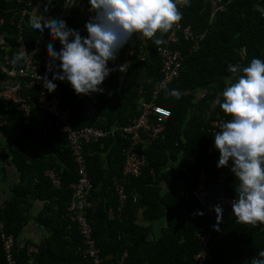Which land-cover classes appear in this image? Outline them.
Returning a JSON list of instances; mask_svg holds the SVG:
<instances>
[{
    "label": "trees",
    "instance_id": "trees-1",
    "mask_svg": "<svg viewBox=\"0 0 264 264\" xmlns=\"http://www.w3.org/2000/svg\"><path fill=\"white\" fill-rule=\"evenodd\" d=\"M34 0L38 15L58 18L64 0L41 3ZM179 0H177V7ZM78 3L84 4L82 10ZM45 5L48 10L45 12ZM89 0H74L71 16L65 20L69 28L78 30L83 37L88 35L85 24L89 18ZM20 8L0 0V19L6 25L0 30L5 46L12 52L19 50L18 28L13 25L18 20ZM92 13V12H91ZM181 21L191 25L194 32L205 34L200 42V50L188 53L186 48L181 75L161 92L156 100L158 105L171 111L163 134L144 152L146 167L141 177L125 181L127 202L122 212H118L119 200L115 194L113 179L121 177L124 167L123 149L127 141L116 133L139 114L138 82L144 77L146 89L150 92L163 79L161 58L157 48L160 45L146 38L143 53L146 60L139 59L138 47L127 51V44L120 50L116 61H109V68H118L123 63L128 69L121 73L113 71L107 77V90L103 94L99 109V128L115 134L85 146L91 149L87 157V170L91 177V197L98 203L88 210L86 217L91 225L92 238L100 250V264H197L194 257L199 252V233H210L209 258L206 264H251L253 257L259 258L264 251V224L256 226L235 222L232 208L223 210L220 231L213 230L216 224L214 206L220 204L218 194L223 192L235 198L238 183L229 170L228 181L215 189L218 180L217 163L220 153L214 147V136L221 129L217 127L219 118L226 121L232 117L223 112L215 101L223 102V91L238 81L242 69L254 58L264 61V0H234L227 10L210 19L209 0H189L180 9ZM94 15V13H92ZM27 20L24 29L26 43L35 46L40 30H33ZM48 34L47 29L45 31ZM167 33H157L163 38ZM0 43V55L4 52ZM239 65L237 73L228 71V65ZM2 77H5L0 73ZM6 78V77H5ZM55 84L59 80L53 81ZM173 89L182 93L176 99L166 92ZM28 102L37 98L35 89L23 91ZM62 103L69 107L74 128L88 125L83 106L87 95H77L68 83L61 93ZM7 117L20 118L17 105L9 104ZM6 104L0 99V119L5 116ZM48 116L31 110L27 123L20 124L32 131V139L50 151L46 158L41 153L24 154L20 151L18 171L19 184L13 190L14 196L0 206V218L8 234L16 239V259L19 264H27L26 246L19 248L23 229L30 221L43 227L48 236L38 245L33 264H94L84 259L76 224L66 217V207L71 197L70 185L77 181L74 162L66 140L57 135L53 127H46ZM11 125L7 130L17 128ZM4 156V155H3ZM231 162V160H230ZM232 166V162H231ZM54 168L60 176V186L52 188L43 173ZM205 169L209 178V194L205 203L197 201V176ZM44 201L34 218L30 216L33 202ZM197 211L203 216L194 215ZM164 222L159 231L154 223ZM0 264H5V254L0 240Z\"/></svg>",
    "mask_w": 264,
    "mask_h": 264
},
{
    "label": "built area",
    "instance_id": "built-area-1",
    "mask_svg": "<svg viewBox=\"0 0 264 264\" xmlns=\"http://www.w3.org/2000/svg\"><path fill=\"white\" fill-rule=\"evenodd\" d=\"M234 0H209L210 19L216 21L217 16L227 10L228 5ZM9 5H16L20 8L18 20L13 21V25L18 28L19 50L12 52L11 47L5 46V39L1 42L4 52L0 55V73L7 79L6 84L0 90V99L5 104V116L0 119V138L3 132L13 124H23L28 122L31 110L36 108L41 113L48 116L46 127L42 128L43 134H46L47 127H53L56 134L62 136L67 143L70 155L73 159L77 181L70 185L71 197L66 207L65 217L72 223L76 224L79 236L82 239V248L79 251L83 254L84 259H91L94 264H100L99 253L95 241L92 238L91 225L87 220L86 214L88 210H93L97 205V201L91 197L92 182L87 170V157L90 156L91 149L85 150V146L89 143L98 142L110 134H115L114 130L106 132L99 128L97 122L100 119L99 109L102 106L103 94L107 90V78L100 86L104 92L93 93L87 95L83 106L84 116L88 121V125L81 128H74L71 123V113L69 107L62 103L61 93L67 87L68 83L59 81L54 92L49 93L43 86L41 79L45 75L49 80L52 79V72H47V65L50 58L47 53V45L52 43L54 49L59 52L61 44L59 40H52L46 32L41 35L39 33L34 47H30L24 37V29L27 20L33 15L34 0H5ZM41 3H44L43 0ZM178 8L179 12L183 4ZM74 0H64L61 5V12L58 19L66 20L71 16ZM6 25L4 18L0 19V30ZM205 34L197 35L191 25L185 26L180 20L173 25L172 29L163 38L162 43L157 48L162 63L163 79L150 92L146 89L147 80L142 77L138 82V110L139 114L134 117L129 124L117 128L116 133L119 137L127 141V146L123 149L124 168L121 177L113 179L115 193L119 200L118 211L122 212L127 202L125 181L129 178L137 179L141 177L146 167V157L144 153L150 149L154 141H156L165 131L167 121L171 118V111L164 106L158 105L156 100L159 98L170 83L175 82L181 75L182 65L185 54L183 50L186 48L188 53L200 50V42L204 39ZM139 48V59L146 60V54L143 53V47ZM21 49L24 50V58L21 61L14 62V56ZM60 61L56 64L59 65ZM108 67V66H107ZM55 71V69L53 70ZM54 83V82H53ZM35 89L37 98L33 104L28 102V97L23 95V91H31ZM17 105V111L20 112V118L7 117L10 110L9 104ZM227 122L219 118V123ZM3 158V148L0 145V161ZM231 162L228 166L218 168V180L215 189H220L229 179V170ZM44 176L49 178L53 186H60V178L54 169L46 170ZM208 174L205 169L201 170L197 176V189L195 192L197 201L200 204L206 202L209 194ZM219 202L223 210L232 208L231 201L225 193L219 192ZM198 243L199 252L194 259L197 264H206L209 258V239L210 233H199ZM0 240L5 254V264H19L16 259V239L14 235L8 234L5 224L0 218ZM37 248L34 246H26L27 264H33V257L37 254Z\"/></svg>",
    "mask_w": 264,
    "mask_h": 264
},
{
    "label": "clouds",
    "instance_id": "clouds-1",
    "mask_svg": "<svg viewBox=\"0 0 264 264\" xmlns=\"http://www.w3.org/2000/svg\"><path fill=\"white\" fill-rule=\"evenodd\" d=\"M180 2L187 5L189 0H179L178 7L177 0H89V11L94 15L84 26L86 37L69 28L63 19L38 15L36 8L29 20L31 28L40 30L41 35L47 29L51 39L59 40L62 46L57 52L52 43L47 45V72L53 75L51 80L47 75L41 78L44 88L52 93L57 88L53 81L66 80L77 95L102 94L100 86L110 73H124L129 66L125 62L118 68H109L108 62L117 60L120 50L136 33L156 45L164 43L157 33H168L182 19ZM24 55L21 49L14 62L21 61ZM238 68L239 65H228V71L234 74ZM242 71L238 81L223 91V102L219 98L215 101L232 119L217 125L221 130L214 136V147L220 153L217 168L228 166L231 160L230 171L238 181L231 201L235 222L256 226L264 224V61L254 58ZM166 95L180 99L182 93L173 89ZM213 210L216 224L212 227L220 231L223 208L217 204ZM194 215L203 216L204 212ZM258 255L251 264H264V251Z\"/></svg>",
    "mask_w": 264,
    "mask_h": 264
},
{
    "label": "crops",
    "instance_id": "crops-1",
    "mask_svg": "<svg viewBox=\"0 0 264 264\" xmlns=\"http://www.w3.org/2000/svg\"><path fill=\"white\" fill-rule=\"evenodd\" d=\"M43 2L49 3V0H43ZM83 8H84V4L78 3V9L82 10ZM85 16L89 18L90 16H92V13L90 11H85ZM3 37H4L3 35H0V43L3 41ZM139 37H140L139 33L134 34L130 43L127 44L128 46L127 51L131 52V50H134V48L138 46L145 47L144 45L146 43V38L141 39ZM6 82H7V79L0 75V90L2 89V87H4ZM25 128L26 127H23L20 125L15 129L4 131L0 138V145L4 151V156L2 160L0 161V181H1L0 206H3L5 202H7L9 199H11L14 196L13 190L16 187V185L19 184L20 173L18 171L17 165H18V160L20 158V151L23 150V148H24L25 155L31 154V153L32 154L41 153L46 158L50 157V151L48 148L42 147L38 145L37 143L33 145V143L35 142L34 140H31L33 138L32 137L33 133L32 131H29ZM37 155L38 154H35L34 157H36ZM50 169H54V168H49L47 170H50ZM74 169H75V166H74ZM43 176H44V173H43ZM58 176H59V173H58ZM44 178H46L49 181L52 188L59 187V186H53L49 178L45 176ZM45 204L46 202L44 201L33 202V206L31 207V210H30L31 218H34L37 215V213L40 211L42 206H44ZM39 227L41 226L36 224L34 221H30L26 225L20 237L19 248H22L23 246H26L29 244L38 246L42 242L40 241V238L42 236H41V230ZM78 235H79V232H78ZM47 236L48 234L46 233V237ZM81 243H82V239H81Z\"/></svg>",
    "mask_w": 264,
    "mask_h": 264
},
{
    "label": "rangeland",
    "instance_id": "rangeland-1",
    "mask_svg": "<svg viewBox=\"0 0 264 264\" xmlns=\"http://www.w3.org/2000/svg\"><path fill=\"white\" fill-rule=\"evenodd\" d=\"M37 142H34L33 145H35ZM0 185H1V181H0ZM164 225V222H158V223H154V226H155V229L159 235V231L160 229L163 227ZM40 230H41V238H40V241H43L45 238H46V232L44 231L43 228L39 227Z\"/></svg>",
    "mask_w": 264,
    "mask_h": 264
}]
</instances>
